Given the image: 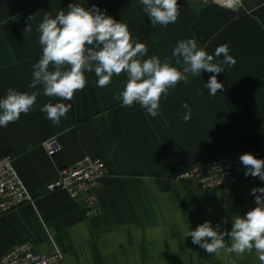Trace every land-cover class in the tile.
Instances as JSON below:
<instances>
[{"label": "crops", "instance_id": "1", "mask_svg": "<svg viewBox=\"0 0 264 264\" xmlns=\"http://www.w3.org/2000/svg\"><path fill=\"white\" fill-rule=\"evenodd\" d=\"M215 2L177 0L180 16L163 27L150 23L139 0H0V98L9 88L35 90L28 87L41 55L35 29L46 12L54 18L69 3L96 5L125 23L133 39L147 46L148 57L171 58L181 70L171 57L181 39H195L208 54L227 44L235 59L216 74L223 91L212 96L205 88L212 73L189 75L187 85L181 81L169 89L154 118L114 99L124 74L100 88L94 73H85L87 85L71 101L50 99L41 90L29 113L0 127V155L11 157L31 196L0 214V255L28 240L36 254L59 251L62 257L53 264H259L254 252L222 249L210 255L192 243L189 231L205 221L215 227L222 218L228 221L222 229L230 230L231 216L255 207L251 189L264 181L245 177L241 164L230 188L201 192L191 180L169 182L177 163L238 151L264 159V0H238L233 9ZM27 23L31 33L25 32ZM48 102L71 104L58 125L40 111ZM184 102L191 109L187 122ZM53 136L62 150L48 157L41 141ZM83 155L101 158L106 172L95 192L100 213L91 218L78 201L43 187Z\"/></svg>", "mask_w": 264, "mask_h": 264}, {"label": "clouds", "instance_id": "2", "mask_svg": "<svg viewBox=\"0 0 264 264\" xmlns=\"http://www.w3.org/2000/svg\"><path fill=\"white\" fill-rule=\"evenodd\" d=\"M139 3L153 26L167 27L180 16L177 0H139ZM66 9L58 11L54 18L46 12L38 23L35 31L41 55L32 65V79L28 85L35 90H6L0 98V127H7L21 114L29 113L41 90L50 99L71 101L75 93L86 87L87 72L94 73L100 88L110 85L114 76L124 74L122 90L113 94L114 99L120 100L122 107L139 104L154 118L159 115L160 101L167 97L169 89L181 81L187 85L189 75L200 76L202 71L212 73L204 86L215 96L224 88L216 74L224 72V65L232 67L235 64L227 44L219 45L214 54H208L195 39L187 38L177 41L171 53L175 65L182 66L181 70L173 65L171 58L148 57L147 46L133 39L128 26L106 15L96 5L86 8L69 3ZM31 19L33 16L28 20ZM32 30V25L27 23L25 32ZM182 107L186 110L182 119L187 122L191 109L186 102ZM70 108L71 104L48 102L40 111L55 126L61 118H66ZM239 160L245 168V177L264 181V159L246 152ZM250 194L255 198V207L243 216H231L230 230L221 227L228 223L227 219L222 218L215 227L205 221L189 231L192 243L210 255H218L222 249L238 255L254 252L259 264H264V187H254Z\"/></svg>", "mask_w": 264, "mask_h": 264}, {"label": "built area", "instance_id": "3", "mask_svg": "<svg viewBox=\"0 0 264 264\" xmlns=\"http://www.w3.org/2000/svg\"><path fill=\"white\" fill-rule=\"evenodd\" d=\"M212 1L215 2L214 0ZM227 1L228 5L215 3L222 6L225 5L228 8H233L238 3V0ZM124 81H121V87ZM135 106L140 107L139 104H134L131 107ZM41 146L48 157L62 150V146L59 145L54 136L42 140ZM243 153L246 152L238 151L224 156H215V158H204L195 162L177 163L169 182L182 183L191 180L197 184L201 192L217 189V187L230 188L236 183L234 173L241 165L239 156ZM103 162L97 156H81L75 163L58 169L54 179L43 186L44 192H62L73 201L79 202L86 218L97 216L100 212L95 192L96 189L102 187L101 181L106 174ZM12 165L9 155H0V214L31 201L27 188L22 184ZM61 257L62 255L59 251H54L49 255L36 254L33 242L24 240L9 250H5L0 255V264H53Z\"/></svg>", "mask_w": 264, "mask_h": 264}, {"label": "water", "instance_id": "4", "mask_svg": "<svg viewBox=\"0 0 264 264\" xmlns=\"http://www.w3.org/2000/svg\"><path fill=\"white\" fill-rule=\"evenodd\" d=\"M236 264V263H235ZM239 264H249L248 262H246V263H239Z\"/></svg>", "mask_w": 264, "mask_h": 264}, {"label": "rangeland", "instance_id": "5", "mask_svg": "<svg viewBox=\"0 0 264 264\" xmlns=\"http://www.w3.org/2000/svg\"><path fill=\"white\" fill-rule=\"evenodd\" d=\"M227 1V0H226ZM228 2V1H227ZM223 6H225V5H223ZM225 7H227V6H225ZM228 8V7H227ZM234 8V7H233ZM233 8H229V9H233Z\"/></svg>", "mask_w": 264, "mask_h": 264}]
</instances>
